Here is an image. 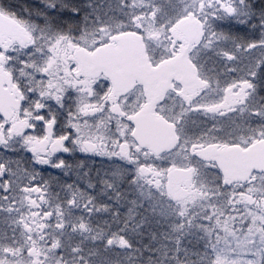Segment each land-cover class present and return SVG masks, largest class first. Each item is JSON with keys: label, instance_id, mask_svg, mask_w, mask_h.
<instances>
[{"label": "snow or ice", "instance_id": "1", "mask_svg": "<svg viewBox=\"0 0 264 264\" xmlns=\"http://www.w3.org/2000/svg\"><path fill=\"white\" fill-rule=\"evenodd\" d=\"M0 264H264V0H0Z\"/></svg>", "mask_w": 264, "mask_h": 264}, {"label": "water", "instance_id": "2", "mask_svg": "<svg viewBox=\"0 0 264 264\" xmlns=\"http://www.w3.org/2000/svg\"><path fill=\"white\" fill-rule=\"evenodd\" d=\"M119 65L118 71L121 73L122 79L125 83L129 82V77L131 74L142 75L141 67L131 61L130 59H122L115 61ZM152 87L155 90H160L163 86L162 77L159 75L150 76ZM150 131L154 135H162L163 130L158 127H151ZM241 166L240 161H234V167L239 168Z\"/></svg>", "mask_w": 264, "mask_h": 264}, {"label": "flooded vegetation", "instance_id": "3", "mask_svg": "<svg viewBox=\"0 0 264 264\" xmlns=\"http://www.w3.org/2000/svg\"><path fill=\"white\" fill-rule=\"evenodd\" d=\"M156 90V89H155Z\"/></svg>", "mask_w": 264, "mask_h": 264}]
</instances>
